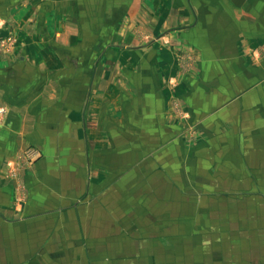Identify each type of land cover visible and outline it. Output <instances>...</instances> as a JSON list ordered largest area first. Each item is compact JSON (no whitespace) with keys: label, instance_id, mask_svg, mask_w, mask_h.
Listing matches in <instances>:
<instances>
[{"label":"crops","instance_id":"crops-1","mask_svg":"<svg viewBox=\"0 0 264 264\" xmlns=\"http://www.w3.org/2000/svg\"><path fill=\"white\" fill-rule=\"evenodd\" d=\"M7 34L0 264H151L124 221L247 190L264 0H0Z\"/></svg>","mask_w":264,"mask_h":264},{"label":"rangeland","instance_id":"rangeland-1","mask_svg":"<svg viewBox=\"0 0 264 264\" xmlns=\"http://www.w3.org/2000/svg\"><path fill=\"white\" fill-rule=\"evenodd\" d=\"M0 43L10 49L14 46V36L7 34ZM247 51L253 55L256 69L259 65L264 67L263 38ZM256 72L254 109L264 106V71ZM4 113L0 111V121ZM257 140L253 144L258 146L248 142L240 149L246 158L240 157L248 161L241 165L248 172L238 177L249 183L245 192L238 189L231 196L219 197L217 190H213L211 194L201 192L197 197L193 190L178 188L173 213L162 214L160 209L156 213L158 217L152 220L124 221L126 229L151 227L157 231L136 237L144 245H159L155 252L146 251L151 264H156L155 260L157 264H264V171L259 166L258 152L254 151L259 148L264 153V138Z\"/></svg>","mask_w":264,"mask_h":264},{"label":"built area","instance_id":"built-area-1","mask_svg":"<svg viewBox=\"0 0 264 264\" xmlns=\"http://www.w3.org/2000/svg\"><path fill=\"white\" fill-rule=\"evenodd\" d=\"M0 111H3V110H0Z\"/></svg>","mask_w":264,"mask_h":264}]
</instances>
